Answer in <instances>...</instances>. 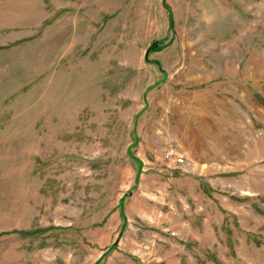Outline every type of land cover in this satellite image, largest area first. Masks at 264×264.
Segmentation results:
<instances>
[{"label": "rangeland", "instance_id": "1", "mask_svg": "<svg viewBox=\"0 0 264 264\" xmlns=\"http://www.w3.org/2000/svg\"><path fill=\"white\" fill-rule=\"evenodd\" d=\"M0 264H264V0H0Z\"/></svg>", "mask_w": 264, "mask_h": 264}, {"label": "trees", "instance_id": "2", "mask_svg": "<svg viewBox=\"0 0 264 264\" xmlns=\"http://www.w3.org/2000/svg\"><path fill=\"white\" fill-rule=\"evenodd\" d=\"M172 25H173V22H172V20H171V18H170V26L172 27Z\"/></svg>", "mask_w": 264, "mask_h": 264}]
</instances>
